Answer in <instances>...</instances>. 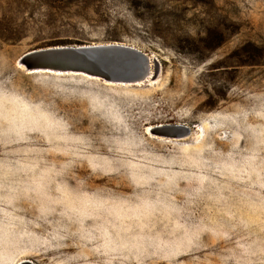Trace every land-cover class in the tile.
<instances>
[{"label": "rangeland", "instance_id": "1", "mask_svg": "<svg viewBox=\"0 0 264 264\" xmlns=\"http://www.w3.org/2000/svg\"><path fill=\"white\" fill-rule=\"evenodd\" d=\"M113 43L159 75L19 66ZM0 264H264V0H0Z\"/></svg>", "mask_w": 264, "mask_h": 264}, {"label": "water", "instance_id": "2", "mask_svg": "<svg viewBox=\"0 0 264 264\" xmlns=\"http://www.w3.org/2000/svg\"><path fill=\"white\" fill-rule=\"evenodd\" d=\"M27 72L52 71L82 73L108 82L151 83L159 75L158 59L134 47L106 44L89 46H53L25 53L19 60ZM154 133L182 139L191 135L185 124H163Z\"/></svg>", "mask_w": 264, "mask_h": 264}, {"label": "bare ground", "instance_id": "3", "mask_svg": "<svg viewBox=\"0 0 264 264\" xmlns=\"http://www.w3.org/2000/svg\"><path fill=\"white\" fill-rule=\"evenodd\" d=\"M113 44H117V45H124V46H128V45H125V44H122V43H113ZM130 47H132V46H130ZM135 48V47H134ZM20 66V65H19ZM21 68H23L24 69V67L23 66H20ZM25 70V69H24ZM26 71V70H25ZM27 73H29V74H31V73H54V74H75V75H83V76H86V77H88V78H91V79H97V80H99V81H102L103 83H105L106 85H116V86H138V85H142V84H124V83H113V82H108V81H105V80H103V79H101V78H98V77H94V76H90V75H88V74H82V73H63V72H52V71H30V72H27ZM163 124H158V125H151V126H148L147 127V132H149L151 135H158V134H156V133H154V129L155 128H158V127H160V126H162ZM193 129H195V128H193ZM193 129H191V130H193ZM192 134V133H191ZM159 136V135H158ZM158 136H154V137H156V138H158ZM191 136V135H190ZM160 137H162V136H160ZM189 137V136H188ZM188 137H185V138H188ZM164 139H166L167 137H163ZM169 138V137H168ZM182 139H184V138H182ZM166 140H168V139H166ZM172 140H173V138H172Z\"/></svg>", "mask_w": 264, "mask_h": 264}, {"label": "trees", "instance_id": "4", "mask_svg": "<svg viewBox=\"0 0 264 264\" xmlns=\"http://www.w3.org/2000/svg\"><path fill=\"white\" fill-rule=\"evenodd\" d=\"M31 74H36V73H31ZM46 74H50V75H56V76H65V75H73V76H79V77H83V78H86L90 81H99L97 79H91V78H88L86 76H83V75H75V74H54V73H46ZM99 82H102V81H99ZM103 83V82H102ZM105 84V83H103ZM106 85V84H105ZM106 86H116V85H106ZM138 86H141V85H138Z\"/></svg>", "mask_w": 264, "mask_h": 264}]
</instances>
